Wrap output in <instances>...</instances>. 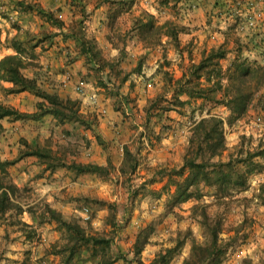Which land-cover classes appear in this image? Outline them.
I'll use <instances>...</instances> for the list:
<instances>
[{"label": "trees", "instance_id": "trees-1", "mask_svg": "<svg viewBox=\"0 0 264 264\" xmlns=\"http://www.w3.org/2000/svg\"><path fill=\"white\" fill-rule=\"evenodd\" d=\"M172 1L160 0V3L166 7ZM16 2L15 8L24 13H38L52 29L45 28L37 41L35 37L21 41L20 33H18L9 45L15 53L6 55L0 60V87L7 94L28 91L39 98L37 111L33 113L23 112L14 105L0 100V140L6 131L3 124L5 119L14 122L39 120L50 115L55 121V126L51 130V135L42 142L37 140L32 143L27 137H22V149L17 158L3 159L0 156V220L10 222L9 226H18L22 234H25L30 241L39 234L38 228L46 222L56 223L59 231L64 233L65 242L53 244L51 252L62 258V264H117L122 259L128 264H132L134 260L139 264H145L141 256L149 244L151 230L141 231L138 234L134 244V260L122 256V253L116 255L113 251L119 227L117 214L122 208L119 203L107 202L96 196L84 197L88 204L99 205L98 207L101 208L107 207L111 211L108 222L113 230L110 233L93 232L88 229L90 220L85 222L81 218L69 219L59 209L48 203L44 204L40 212H38V205L33 207L26 203L28 209H25L23 202L28 200L26 189L23 190L14 182L10 167L27 157L38 158L39 162L45 165V171L50 172L67 168L76 176L93 175L103 181L110 180L116 173L119 175L118 179L123 176L128 178L122 186L124 184L128 187L132 195L135 187L132 184V178L140 164L135 150L129 144L124 145V160L119 169L112 160H109L106 165L75 160L74 157L91 146L87 131L94 133L100 144H106L99 133V117L83 113L79 100L63 97L55 90L45 89L39 83L38 77L28 76L25 72L27 69L39 68L40 65L36 62L33 52L32 57H26L25 54L39 46L42 49L46 48L47 44H50L58 35L55 28L59 29L65 40H74L79 51L78 55L85 58L86 64L93 72L91 75L94 74L97 77V86L104 88L114 97V106L117 111L130 115L125 109L133 106L135 101L130 94L124 93L122 88L131 79L133 73L142 74L144 65L142 58L133 72L120 68L129 54L130 37H136L147 48L163 45L165 37L180 46V34L188 32L189 28L173 20L161 23L154 13L142 11L140 15L132 16V25L124 31L123 17L132 12L138 0H96L95 8L107 7L105 15L109 29L108 41L119 50L117 59L112 61L105 55L98 39L87 34L86 22L89 13L86 6H83L77 14L78 17L67 28L65 21L56 12L44 7L39 0H16ZM72 2L77 7L81 6L80 1L77 3L78 0H72ZM227 34L230 36L225 43L219 47H213L200 62L189 64L187 69L184 68L180 78H176L169 71H163L164 66H162L160 72L164 74L165 90L151 98L146 105L144 119L147 123L152 118H159L162 121L164 115L172 110L182 111L186 106H191L194 99H203L204 103L210 102L213 106L226 105L231 111L228 119L231 124L246 115L252 106L264 107V100L261 96L258 97L264 85V66L249 62L244 57L245 45L242 37L234 36L232 30ZM232 40L233 49L229 46ZM33 42L36 43L33 44ZM231 50L237 52V56L225 69L222 60L227 58ZM73 60L74 58H69V62ZM204 78L207 84L204 83ZM3 82L11 83L12 86L3 87ZM130 84L133 85L132 82ZM170 94H172L171 98L168 97ZM184 96L188 99H183ZM208 114V117H202L191 128V135L180 166L154 168L152 169L154 177L150 181L155 182V178L158 177H169V182L163 190L151 191L158 197L162 196L166 190L170 191L172 186L175 187L174 193L169 194L167 201L168 212H174L176 207L191 200L199 201L193 207V217L198 219L204 239L200 241L195 237L193 229L189 228L183 239V233H181V237L177 239L173 247L158 251L149 264H174L176 259L183 255L182 249L188 240L191 243V251L181 264H225L231 250L236 247L240 235L244 234V229L253 222L251 219H246L243 225L236 229L234 236L224 239L222 234L225 229V213H212L210 203H200L206 189H209L215 192L217 205L225 206L226 209L233 207L236 193L249 186L252 174L264 169V162L257 159L264 157V151L260 149L247 152L241 149L238 153L230 154V157L225 160L224 155L227 150L225 120L210 111ZM151 133L154 134L153 131ZM141 134L142 136L148 134V131ZM257 199L264 206V184ZM241 202H248V200ZM25 212L32 215L33 224L25 223L21 219L13 222L12 218L8 217L12 214L21 216ZM85 253L88 255L86 256ZM26 256L23 264H33L31 251H28ZM245 264H253V260L245 259Z\"/></svg>", "mask_w": 264, "mask_h": 264}, {"label": "rangeland", "instance_id": "rangeland-1", "mask_svg": "<svg viewBox=\"0 0 264 264\" xmlns=\"http://www.w3.org/2000/svg\"><path fill=\"white\" fill-rule=\"evenodd\" d=\"M46 1V0H45ZM44 1V4L48 6L50 3V0ZM96 0H92L91 3L89 0L88 7L91 8L95 5ZM13 3V4H12ZM12 3L9 2V0H0V51L1 53H4L3 51L6 50V48H11L9 45H11V41L14 39V37L17 35V32L21 31L23 28L21 24L19 25V19H14L11 23H8V21L3 22L6 18V16L3 13H6L9 11L7 7H12V5L16 4V0H12ZM79 3V0L78 2ZM152 7V9L155 10L156 16L158 17V20L163 23L166 20H173L181 25L186 20V14L183 12H180V10L177 12L179 15L174 14L176 7L170 6L161 9L159 7L158 0H138L137 4L134 6L132 12L130 14H126L125 17H123L122 21V27L123 30L129 29V27L132 25L133 18L132 16H138L142 13V11H149L151 12L152 9H149ZM79 8V7H78ZM13 9V7H12ZM92 12H89L87 17V24H86V31L87 34L90 37H95L98 39L100 45H102L105 55L114 61L117 59L116 57H112V44L108 41V32L109 29L103 17L101 12L99 14L96 13L95 10H91ZM11 13V11H10ZM96 13V14H95ZM152 13V12H151ZM66 17V16H65ZM103 18V19H102ZM95 23V24H94ZM1 24L3 26H1ZM102 24V25H101ZM188 27V26H187ZM195 27H190V31H193L191 29H194ZM102 29V30H101ZM211 32L214 31V29L210 28ZM207 29V31H210ZM25 32V31H23ZM189 32V30H188ZM186 33H181L179 40H180V46L176 43H174L169 38L165 37L166 40V47H163V45L158 51L161 57L164 56L163 62L156 61L155 58V52L153 51L155 47L147 48L144 46L142 42H139L138 39L134 36L130 37V42L128 44V51L129 53L132 51L134 54L133 59L137 60L139 58V54L143 55L144 59V65L143 70L146 68H152L155 65H159L158 70H161L162 66H164L163 71H167V65H168V59L167 53L169 51H174L176 53V60L175 64L187 68L186 65L198 63L200 62V58L198 59V56L194 57V61H188L182 58L184 57V51L187 52V54L191 53V50L188 47H185L182 44L183 40L181 41V37H189L186 36ZM195 33L198 32V29H195ZM10 36V38H9ZM41 35L35 32H26V33H20L21 41H25L28 38L32 39L35 37V41L39 39ZM55 36L54 38H56ZM163 39V40H164ZM72 42L74 40L68 39ZM101 40V41H100ZM36 42H33V44ZM164 43V44H165ZM48 45V44H47ZM142 45V46H141ZM170 45V49H168V46ZM30 47V46H29ZM158 47V46H156ZM32 48V47H30ZM113 48H115L113 46ZM46 48L42 50V48L39 46L37 48L31 49L28 54H25L26 57H32V52L36 56V62L41 63L42 59L45 61V65L53 66L55 69H57V66L55 65L56 61L52 64L48 61H54V59H57L59 57L55 56H47L46 53H43ZM58 49V48H57ZM56 49V50H57ZM117 49V48H116ZM115 52V51H114ZM147 52V53H145ZM0 53V56H1ZM158 53H156L157 55ZM174 54V53H173ZM172 54V55H173ZM197 54L199 55V51H197ZM153 56V57H152ZM52 57V58H51ZM118 57V56H117ZM128 57V56H127ZM174 57V56H172ZM69 58V57H68ZM60 59V58H59ZM138 62V61H137ZM131 63L136 64V62H128L123 64V68L125 65H131ZM152 63V64H151ZM171 63V62H170ZM187 63V64H186ZM138 64V63H137ZM146 65V66H145ZM152 65V66H151ZM88 66V65H87ZM145 66V68H144ZM41 67V66H40ZM89 67V66H88ZM121 68V66H120ZM40 69V68H39ZM52 69V68H49ZM90 69V68H89ZM130 70V68H127ZM133 69V68H132ZM135 69V68H134ZM181 69V68H180ZM127 70V71H128ZM33 71H36L34 67L29 68L27 73H33ZM134 70H132L133 72ZM37 73H43L42 70H39ZM93 73V72H92ZM163 74V73H162ZM136 75V76H135ZM143 76V74H141ZM138 73H133L131 80L134 79V77L137 79V77L141 76ZM164 76V74H163ZM90 81L93 83H96L97 77L93 74L90 76ZM130 80V81H131ZM139 81V80H138ZM133 83L131 85L130 83ZM131 82H127L123 86V92L130 94L131 97H133V106L127 107L125 110L130 113V115H125L124 113H121L122 115L127 118V120H136L139 117V95L145 96V92L136 93L135 91L138 89L141 90L144 88L149 87V82L147 79L142 80L140 84L139 82H135V79ZM144 85H142V84ZM152 86L153 83H151ZM138 85V88H137ZM135 86L134 92L132 91V87ZM165 87L160 91L159 93L164 92ZM79 93H84L80 92ZM93 93V92H92ZM132 93H136V96H133ZM96 95V94H94ZM110 95V94H108ZM135 95V94H134ZM97 97V95H96ZM155 97V95H154ZM153 97V98H154ZM168 97H172V94H170ZM260 97V96H258ZM95 99V96H93ZM110 98L112 99L111 103L106 104L105 106L108 109V106H111L115 111L117 109L115 108V99L112 95H110ZM150 98V97H149ZM93 99V100H94ZM135 99V100H134ZM183 99H187L186 96L183 97ZM0 100L1 101H9L7 98V93L5 90L0 87ZM199 99L192 100L191 106H186L182 111L175 110L176 111V118H173L174 121H177L176 125L173 126V124H167L169 120V116H167V122H165V133H172L173 138L171 139L170 136L169 139L172 140L171 144L167 141L165 146H163L164 150L162 151L161 155L159 157L165 159L162 161H158L159 158H154L157 164L164 163V167H177L180 166L181 163L175 162V160L171 159L168 155L176 156L177 154L176 150L178 147L182 144L179 143L180 140L189 141V137L191 135V128L195 124L196 121H199L203 115L205 110H218L219 112L222 111V115L218 113H214V115H218L224 118L225 120V136L227 140V150L224 155V159L227 160L230 157V154L238 153L241 149L244 150V152L247 151H257L258 149L264 151V139L261 138L258 135L253 136L248 135L247 125L256 116L255 114H252L250 110L253 112L256 110L255 107H251L247 114L244 115L242 118L237 119L234 123H229L228 119L231 114L230 109L224 105H217L213 106L212 103L206 102L204 104H198ZM102 101H94L95 107H101L100 103ZM149 102V99H148ZM147 102V103H148ZM195 103V104H194ZM29 103H26V106L28 107ZM217 109H216V108ZM137 111H136V110ZM215 111V112H216ZM122 112V111H121ZM183 112V113H182ZM98 115L99 119L104 120L105 118H109V114L106 111H95L91 113L90 115ZM209 114H206L205 117H208ZM122 117V116H120ZM129 118V119H128ZM172 119V120H173ZM177 119V120H176ZM179 119V120H178ZM183 119V120H181ZM29 121V120H28ZM179 122V124H178ZM33 124L27 123L28 127L27 129H21L22 126L17 127V130L15 129L12 135L9 133L6 141L4 139V136L0 140L1 144V153L5 155H8L9 157H16L17 153H20V150L22 149L21 144V138L25 137L22 134L26 133L25 131L29 132L27 135L37 133V130L35 129L38 127L39 129V138L41 142L44 141L47 137L51 135L50 127L53 126V122L48 128L45 126V123H42L39 125L40 127H43L41 130L37 124L32 122ZM44 124V125H43ZM30 126V127H29ZM33 128V129H32ZM129 133V132H128ZM128 133L125 131V136L128 135ZM123 133L121 132L120 135ZM7 135V134H6ZM124 135V134H123ZM171 136V137H172ZM33 137V136H32ZM187 137V138H186ZM167 138V137H166ZM184 138V139H182ZM186 138V139H185ZM4 139V140H3ZM35 139V137L30 138ZM58 139V138H57ZM36 140V141H37ZM121 139L119 140V143H121ZM106 142V141H105ZM178 142V143H177ZM35 143V142H33ZM177 143L176 146H172ZM100 144V142H99ZM102 145V144H100ZM188 145V144H187ZM186 145V146H187ZM159 144L155 145L154 148L158 147ZM153 147L151 146V149ZM184 145L181 147V151L183 154L185 149ZM150 149V150H151ZM14 152V154H13ZM168 156V157H167ZM183 156V155H182ZM3 158V157H2ZM8 158V157H6ZM177 158H179L177 156ZM259 161L264 162V157L257 158ZM183 160V157H182ZM166 161V162H165ZM156 165V164H155ZM161 167V166H158ZM154 168H157V166H150L149 173L147 175V178L145 180L141 179L140 177H134L132 178L133 183L135 185L132 195L129 191V188L126 187L124 184L122 186V183H126V177H122L118 179V174H113V177L106 181L102 180L98 176L91 175L88 179H82L79 180L80 186L77 185V179L74 180V183L72 179L67 178V176H64L63 179L59 178H53V174H49L46 176L44 180L39 179L38 176H33L30 174V170L32 167H30L27 163H23L22 161H19L18 164H15L14 166L10 167L11 175L15 183H19L21 188L25 190V193L28 197V200H25L23 203L25 204V209H28V206L26 203L34 206H39L38 212H40L41 208L44 207V204H57V206L60 208L59 210L69 219H78L81 218L85 222L87 220L91 221L90 226L88 225V229L97 232V233H110L113 230V227L109 224L108 218L111 214V211L107 207H98L97 205L88 204L87 201L85 202L84 197L88 196H96L100 199H103L107 202H116L119 203L122 208H120L119 213L117 214V221L119 223V227L117 228L118 234L115 237L114 245H113V251L118 255V253H122V256H127L129 259L134 260L135 253H134V244L137 240V236L141 231H150L149 233V248H153V246L163 245L159 250L167 248V247H173L175 243L177 242V239L181 237L182 239L184 237V234L186 233L187 229L192 228L195 234V237L198 238L200 241H203L204 235L203 230L198 223V219L193 217V207L199 203V201L191 200L189 202L184 203L181 206L176 207L174 212H168L167 211V201L169 200V194L174 193L175 187L172 186L170 191L166 190L162 196H155L151 191H161L163 188L168 184L169 177H158L155 178V182H150L153 175ZM39 171V170H38ZM147 171V170H146ZM31 175V176H30ZM36 175V174H35ZM44 177V176H43ZM130 178V177H129ZM72 180V181H71ZM27 182V183H26ZM55 182L57 184H55ZM25 183L27 184L26 186ZM72 183V184H70ZM30 184V185H29ZM67 184H70L67 186ZM264 184V169L262 171L255 172L250 177V183L249 186L238 193H236V198H234L233 207L226 209L225 206H219L216 204V195L215 192L212 190L205 191L204 198L200 201V203H210L212 206L210 208V211L212 213L217 212H224L225 213V229L222 234V237L224 239H228L236 234V229L240 228L241 225L245 222L246 219H251L253 222L251 225H248L244 229V234L242 233L239 237V240L237 242V245L234 249L231 250L230 256L227 258V261L225 264H245V259H252L253 264H264V206L260 203V201L257 199L258 193L260 192V189L262 188V185ZM65 188H60L64 187ZM56 188V189H55ZM136 192V193H135ZM54 193V194H53ZM57 194L58 200L55 201H48L45 197H52L54 198ZM44 196V197H43ZM135 196V197H134ZM61 199V200H60ZM247 199L248 202H241L242 200ZM60 202V203H59ZM89 205V206H87ZM31 206V207H32ZM53 206V205H52ZM32 207V208H33ZM9 219L12 218V221H19L21 219L25 223H28L27 221H31L30 219H33L32 215L29 212H25V214L19 216L16 214H12V216H8ZM10 222H5L0 220V264H23L26 259V253L28 251H31L32 255V263L33 264H62V258L60 256H57L53 252H51L53 248V244L60 243L63 244L65 242L64 240V233L59 231V229L56 227V223L46 222L45 225L38 228V235L32 241H30L28 238H26L25 234H22L20 228L18 226H9ZM109 231V232H108ZM148 246V245H147ZM191 247L190 240L187 241V244L183 247L182 252H184L187 248ZM147 248V247H146ZM146 250V249H145ZM144 250V251H145ZM155 250L147 251L145 254L142 253L141 260L145 264H149L156 256L154 254ZM87 256L88 254L85 253ZM181 258V257H180ZM179 258L174 262V264L179 263ZM82 264V263H81ZM90 264V263H85ZM117 264H128L125 260H120L117 262ZM132 264H139L138 261H135Z\"/></svg>", "mask_w": 264, "mask_h": 264}, {"label": "crops", "instance_id": "crops-1", "mask_svg": "<svg viewBox=\"0 0 264 264\" xmlns=\"http://www.w3.org/2000/svg\"><path fill=\"white\" fill-rule=\"evenodd\" d=\"M39 1L43 4L44 7L50 9L51 11L56 12V14L59 15L65 21L67 28L78 17L77 14L81 11L83 6H86L88 13L92 12L91 10H95V9H96L97 14L101 12H105L107 10L106 6H103L101 8H95V5H94L93 7L89 8L87 0H79L81 2V6L79 8L73 4L72 0H50V3L48 4V6L44 4L45 0H39ZM89 1L91 3L92 0H89ZM9 2L12 3V0H9ZM158 2H159V7L161 9L170 7V6H175L176 10L174 14L179 15L177 12L180 10V12H183L184 14L187 15L185 17L186 20L183 24H185V26H188V28L189 26L192 28L195 27L194 29H191L193 31H190L189 29L188 34H186V36L189 35V37H185V38L181 37V41L183 40L182 44L184 46V49L185 47H188L191 50L190 54H187V52L184 51V57L182 58V60L184 59L185 62L186 60L193 62L195 59L194 57L196 56H198V59L200 58V61H201L202 58L206 54H208L209 51L213 47H219L220 45L225 43L227 41V37L230 36V35L228 36L227 32L232 30L234 33V36L242 37V42L245 45L244 52H243L244 57L247 58L249 62L258 63L264 66V0H175V1L173 0L170 3V5L166 7L164 5H161L160 0H158ZM14 5H12L13 9L12 7L11 8L7 7L9 11H7L6 13H3L6 16V18L3 19L4 20L3 22L8 21V23H11V22H14L12 20L19 19L18 24L19 25L21 24V26L23 25L22 26L23 29L20 32L18 31L17 34L31 32V31L34 32V34L35 32L37 34L38 33L41 34L45 28L52 29L50 25L48 24V22H46L38 13L36 12L24 13L18 10L17 8H15ZM149 9H152V7H150ZM154 9H152L151 12L156 14ZM251 11L263 13L262 18L259 20L256 27L248 26V16L249 14H251ZM102 15L103 17L105 16L106 18L105 13H102ZM104 20L105 21H103V23L105 22L106 24V19ZM1 26L3 25L1 24ZM211 27L214 29L213 32H211L210 30ZM67 28H65V31H67ZM195 29H198V32L195 33L194 32ZM207 29H209L210 31H207ZM55 31L58 32L57 37L54 38V40L50 44L47 45L43 53H46L47 56L49 57L58 55L57 57H59L60 59L57 58V59H54V61H48L49 64L50 62L53 64L56 61L55 65L57 66V69H55V67H53L52 65L51 66L45 65L46 63L42 59L41 63H39V65L41 66L39 67L40 69L35 68L36 71H33L32 74L27 73L29 70L27 69L25 71L26 74L30 77H38L39 83L45 89L55 90L63 97H71L73 99L79 100L82 105L81 107H82L83 113L91 114L95 111L98 112V108H99V111H106L110 115L109 118H105L104 120L99 119V128H98L99 133L105 139L106 144L100 145L95 134L92 133L91 131H87L86 134L91 139V146L88 149H85L77 157H74V159L79 162H83V163H95V164H101V165H106L108 164L109 160H112L113 163L119 169L124 160V145L129 144L130 146L133 147V150H135L137 157L140 160L138 170L136 174H134V177H140L141 179L145 180L149 173L151 163H152V166L154 167L164 165V163L162 162L157 164L156 162L154 163L151 161H156L154 158H159L157 159L158 161L165 160L159 156L164 150L163 146H165L166 142L168 141L169 144H171L172 142L171 140L173 138L172 133L170 132L165 133V130H164L165 122H167L166 120L167 116L170 117L167 124H173V126H175L177 123V121H174L173 119V118H176L175 110L167 112L164 115V118L162 121H160L159 118H152V120L147 123V121L144 119V116L146 114L144 109L146 105L149 103L148 99L150 100L151 98L154 97V95L157 96L158 94H160L159 92L162 91V89L165 87L164 76L160 72V70H158L160 64L159 65L157 64L152 68H149V69L146 68L145 70H143L142 72L143 76L140 74L141 76L137 77V79L134 77L135 82L136 81L139 82L138 84H140L142 80L147 79V81L149 82V87L146 89L143 88L142 90H141L142 88L141 87L139 90L137 89L135 91L136 93H141V94H143L142 92H145V96L142 97V95H139V100H138V103H139V108H138L139 114L138 115L140 119L137 118L136 120H127V118H125V116L121 114L123 112L115 111L113 108H111V106H108V109H107V107L105 106L108 103L110 104L112 99L110 98V95H108V92L105 91L104 88H101L97 86L96 83H93L92 81H90L89 78L92 72L87 66L85 58L83 56L80 57L78 55L79 51L76 47V43L75 42L71 43L70 40H65L63 37V34H61V31L59 29L55 28ZM99 39L100 38L98 37V40ZM166 40L167 39H164L163 42L165 43ZM229 46L231 49H233L234 47L233 40L230 41ZM161 47L162 46L155 47V49L153 50L155 52V58L157 57L155 62L159 61L160 58H161L160 62H163L164 60L163 59L164 56L161 57L158 51ZM163 47H166V43L163 44ZM169 47L170 45L168 46V49H170ZM111 51H112L111 56L117 58V56L119 55V50L116 48H113L112 46ZM197 51H199V55L197 54ZM1 52L2 50L0 51V53ZM3 52L4 53H1L0 60L6 55L14 54L15 50L13 48L7 47L6 50ZM156 53L158 54L156 55ZM139 55H140L139 58L137 60H134L133 59L134 54L131 51L128 54V57L125 59V61L121 63V68H123L124 63L128 62L129 64V62H136V64L131 63V65L129 66L128 65L124 66L126 70H128L127 68L129 67L130 70L128 71L131 72L138 65L137 63H139V61L143 58L142 54H139ZM166 56L169 62V64L167 65V71L172 73L176 78H180L184 73L185 67L182 64V66H180L181 68L180 69L179 65L174 63L176 60V57H175L176 53L174 51H171V52L169 51V53H167L165 57ZM236 56H237V52H234V50H231L229 54L227 55V58L222 60V63L225 69L231 65V63L235 60ZM68 57L69 58L72 57L74 58V60L69 62ZM186 67H188V64L186 65ZM49 68H52V69H49ZM39 70H42L43 73L42 74L37 73ZM130 80L128 82L132 81ZM82 81L85 82L86 86L84 89V93H79L78 86H79V83ZM203 81L205 84H207V81L205 78ZM151 83H153L154 86H152ZM10 86H12L11 83L3 82V87H10ZM137 88H138V85H137ZM134 90H135V86L132 89V91L134 92ZM136 93H132V94L133 96L138 97ZM94 94H96L97 97ZM258 95L262 97V100H264V85L262 86L260 93ZM93 96H95V99L93 98ZM7 98L9 101H5L6 103L14 105L15 107L19 108L23 112L33 113L37 111V103L39 102V98L36 97L31 92L26 91V92H22L18 94H7ZM186 98L188 99L187 96ZM98 100L102 102L100 103L101 107L97 108V106L95 107L93 102L98 101ZM27 102L29 103L28 107L26 106ZM203 102H204L203 99L198 100V104H201V103L204 104ZM218 110H221V109H217V111L215 110L216 112L212 109L205 110V112L206 114H208V112L210 111L213 114L218 113L222 115L221 114L222 111L219 112ZM205 112H204L203 117L205 116ZM250 112L252 114H255L256 116L257 115L264 116V107L261 105L256 106V110L254 112L250 110ZM32 122L37 124V126L41 125L42 123H45V124L47 123L45 126H47L48 128L52 124L51 122H53L54 124L53 126L50 127V130H52L53 127L55 126V121L53 117L50 115H47L39 120H29V121L27 120V121L14 122V121L5 119L3 120V124L6 128V131L4 133L5 136L3 135L5 141L8 136L12 135L15 129L17 130V127L22 126L21 128L22 130L27 129L28 127L27 123L33 124ZM35 129L37 130L36 134L32 132V134L27 135V133L29 132L25 131L26 133H23L22 135L27 137L32 143L36 142L40 131L38 130L39 129L38 127H36ZM40 129L42 130L43 127H40ZM125 131L127 133L129 132L127 136H125L126 135ZM147 131H148V134H144L142 136L141 133H144V132L147 133ZM151 131H153L154 134L151 133ZM121 132L124 135L123 134L120 135ZM9 133L11 135H9ZM169 133L171 134L172 137L170 136ZM32 136L35 137V139H30V138H33ZM168 136H170L171 139H169ZM39 138L41 137L39 136ZM120 139L122 140L120 141L121 143H119ZM177 143L175 144L172 143L174 144L172 146H176ZM179 143L184 145L183 149H185L186 145L188 144V141H186L185 143L184 140H180ZM157 144H159V146L154 148L155 145ZM140 145L142 146L140 147ZM182 145H180L178 149L176 150L177 152V154H175L176 156H172L171 154L168 155L171 159L175 160V162L182 163V157H183L182 156L183 154H181L183 151V150L181 151ZM151 146L153 147L152 149H151ZM0 148H1V144H0ZM136 148H139V149L137 150ZM18 155L19 153L16 154V157L15 156L9 157L8 155H5L6 157H8L6 158L4 157V154L1 153V150H0V156L3 157V159H15L18 157ZM177 156L179 158H177ZM21 161L23 163L24 162L27 163L30 167H32V169L30 170L31 175L36 176V178L39 175L38 178L42 180H44L46 176L49 174H53V178H59V179L60 178L63 179L64 176H67V178H70L73 180L72 183H74V180L77 179L76 180L78 182L77 185L80 186L79 180H82V179L84 180V179H88L91 177V175L76 176V174L73 171L67 168H59L55 172L45 171V165L41 164L38 158L36 157H27ZM26 183L24 186L27 185ZM17 184L19 187L21 186L19 183ZM55 184L57 183L55 182ZM70 184H67V186H69ZM65 187L66 185L60 188L62 189ZM45 198H47V200L50 202L52 200L55 201L59 199L57 198V194L54 198L50 196L45 197ZM52 205L53 207L60 209L57 206V204L55 205L52 203ZM30 220H31L30 222L27 221L28 224H33V219H30ZM150 245L151 244H148L146 250L143 252L144 254L150 250H155L154 254H156V251L159 250L161 247H163L164 244L153 246V248L151 249L149 248ZM190 251H191V247L187 248L183 252V255L178 260L179 261L178 264L182 263V260L190 254Z\"/></svg>", "mask_w": 264, "mask_h": 264}, {"label": "built area", "instance_id": "built-area-1", "mask_svg": "<svg viewBox=\"0 0 264 264\" xmlns=\"http://www.w3.org/2000/svg\"><path fill=\"white\" fill-rule=\"evenodd\" d=\"M263 13L261 12H252L248 16V26L250 27H256L259 20L262 18ZM85 82L82 81L79 83L78 90L80 92H84L85 89ZM248 135H253L256 136L259 134L261 138L264 139V116L262 115H257L255 116L252 120L247 125V130H246Z\"/></svg>", "mask_w": 264, "mask_h": 264}]
</instances>
